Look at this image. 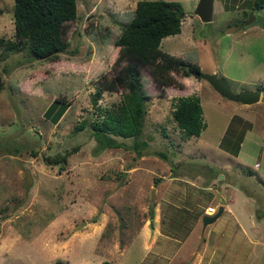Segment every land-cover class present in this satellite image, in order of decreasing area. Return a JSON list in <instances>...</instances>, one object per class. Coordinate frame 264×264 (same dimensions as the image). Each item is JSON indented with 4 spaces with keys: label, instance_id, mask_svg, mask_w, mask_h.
Listing matches in <instances>:
<instances>
[{
    "label": "rangeland",
    "instance_id": "rangeland-1",
    "mask_svg": "<svg viewBox=\"0 0 264 264\" xmlns=\"http://www.w3.org/2000/svg\"><path fill=\"white\" fill-rule=\"evenodd\" d=\"M137 1L75 0L77 14L66 21L63 36L66 49L53 60H31L26 51L3 55L0 46V264H164V258L152 260L159 241L153 252L142 244L154 228L149 214L158 169L204 178L208 168L215 182L236 190L237 213L240 207L251 209L253 220L264 222V28L257 22L264 8H255L256 17L244 24L249 0H214L209 22L195 13L198 0H174L185 12L181 31L162 38L160 47L197 63L202 73L222 77L232 92L260 89L258 102L230 100L206 79L174 70L182 87L166 85L161 91L149 67L140 65L149 97L137 148L133 138H118L123 146L97 150L88 127L75 129L87 116L101 117L98 105L119 104L125 92L105 89L96 103L92 100L96 88L127 62L116 60L115 39ZM13 3L0 0V37L5 40L15 38ZM193 94L200 98L205 127L185 141L173 120L172 102ZM60 102L66 108L54 121ZM66 151L62 165L46 160ZM137 163L142 166L138 171L149 166L153 172L132 171ZM206 198L200 199L202 208L220 202ZM241 220L247 224L242 215ZM189 227L184 224L177 234ZM189 240L198 249V240ZM263 262L264 254L253 260Z\"/></svg>",
    "mask_w": 264,
    "mask_h": 264
},
{
    "label": "trees",
    "instance_id": "trees-1",
    "mask_svg": "<svg viewBox=\"0 0 264 264\" xmlns=\"http://www.w3.org/2000/svg\"><path fill=\"white\" fill-rule=\"evenodd\" d=\"M253 1L257 9L264 8V0ZM3 9L0 7V13ZM75 0H14L13 3V40L0 37L4 54L26 51L30 59L53 60L67 46L64 40L66 21L76 17ZM185 12L182 5L174 0H138L133 15L127 22H122L121 32L115 39L119 54L116 60L127 59L110 80L98 86L93 96V103L105 89H125L119 104L113 107L97 106L101 115L98 118L87 116L75 129L88 127L97 141L95 148L102 150L108 147H121L124 143L118 138H137L143 128L146 114L145 103L149 94L143 87L139 66L146 65L161 91L166 85L182 87L171 71L184 76L201 77L200 66L190 60L163 51L160 47L162 38L181 31ZM257 22L264 28V16H258ZM3 88L0 82V90ZM56 102L58 100H55ZM59 102V101H58ZM61 103L53 115L56 121L66 108ZM171 114L182 139L199 136L205 127L202 117L200 98L193 94L178 96L172 102ZM139 143L135 141V147ZM69 151L63 154L47 156L48 162L66 161ZM98 264H114L103 260ZM261 264H264L261 263Z\"/></svg>",
    "mask_w": 264,
    "mask_h": 264
},
{
    "label": "crops",
    "instance_id": "crops-1",
    "mask_svg": "<svg viewBox=\"0 0 264 264\" xmlns=\"http://www.w3.org/2000/svg\"><path fill=\"white\" fill-rule=\"evenodd\" d=\"M189 150L190 148H186L185 151ZM140 167L137 163L135 167H132L134 168L132 171H138ZM147 167L138 171L139 174L144 175L142 171L153 172L151 167ZM159 171V169L155 171L157 173L156 181H158L155 186L158 188L157 197L152 203L153 208L149 214L150 218L152 217L154 220V228H152V232L150 229L144 235L145 241L142 243L146 249L152 251L154 245L159 241L158 250L152 255L154 262L164 258V264L172 262L173 264H253V260L262 257L264 254V222H255L251 209L247 210L242 207L240 210V207L239 213L236 212L238 205L236 206L235 203L237 201L235 199L236 190L233 187L228 184L222 185V182H215L214 178L212 179L208 175L210 171L208 168H204L206 171V174H203L204 178H200L202 173L195 177L185 178L178 173L173 174L169 171V173L162 174ZM209 180L212 181L209 182ZM201 181L203 183L199 184ZM161 183L164 188L161 187ZM208 196L215 197L220 202L216 205L206 203L202 208L200 199L202 197L206 200ZM249 197V194L245 195L247 204ZM208 205L217 208L222 205L223 210L213 222L204 228L201 225V234L199 233V238H195L194 232L198 230L202 216L207 214L205 209ZM241 215L247 223L246 225L243 224ZM187 217L189 218L187 219ZM184 224H188L190 227L182 234H177ZM250 228L255 229L254 232H251ZM202 236L203 238H201ZM189 238L198 240H196L200 244L198 249L190 247V243L193 241ZM184 244L188 245L187 251L181 255L179 248ZM171 246L176 247L169 253L168 248ZM207 248H211V251H207Z\"/></svg>",
    "mask_w": 264,
    "mask_h": 264
},
{
    "label": "water",
    "instance_id": "water-1",
    "mask_svg": "<svg viewBox=\"0 0 264 264\" xmlns=\"http://www.w3.org/2000/svg\"><path fill=\"white\" fill-rule=\"evenodd\" d=\"M214 0H198L195 13L198 17L204 21L209 22L212 20ZM255 2L252 3V9L249 11V15L244 24L250 23L254 18ZM201 77L206 79L221 95L227 97L230 100L240 101L244 104H252L259 100L260 89H242L239 92H232L227 82L213 73H201ZM27 182L30 181V174L27 168L24 169ZM223 206L219 205L216 212L213 214H204L201 218L202 227L213 222L222 212Z\"/></svg>",
    "mask_w": 264,
    "mask_h": 264
},
{
    "label": "built area",
    "instance_id": "built-area-1",
    "mask_svg": "<svg viewBox=\"0 0 264 264\" xmlns=\"http://www.w3.org/2000/svg\"><path fill=\"white\" fill-rule=\"evenodd\" d=\"M205 210L207 213L213 214L216 211V207H214L212 205H208Z\"/></svg>",
    "mask_w": 264,
    "mask_h": 264
},
{
    "label": "flooded vegetation",
    "instance_id": "flooded-vegetation-1",
    "mask_svg": "<svg viewBox=\"0 0 264 264\" xmlns=\"http://www.w3.org/2000/svg\"><path fill=\"white\" fill-rule=\"evenodd\" d=\"M250 9H252V7L249 8V10H248V14H247V16H246L247 18H248V15H249V11H250ZM254 9H255V8H254ZM254 14H255V13H254ZM255 17H256V15H255ZM245 21H246V20L244 19L243 22L245 23ZM248 24H249V23H248Z\"/></svg>",
    "mask_w": 264,
    "mask_h": 264
},
{
    "label": "clouds",
    "instance_id": "clouds-1",
    "mask_svg": "<svg viewBox=\"0 0 264 264\" xmlns=\"http://www.w3.org/2000/svg\"><path fill=\"white\" fill-rule=\"evenodd\" d=\"M214 207H215V206H214ZM216 210H217V207H216ZM215 212H216V211H215ZM215 212H214V213H215ZM207 214H209V213H207Z\"/></svg>",
    "mask_w": 264,
    "mask_h": 264
}]
</instances>
